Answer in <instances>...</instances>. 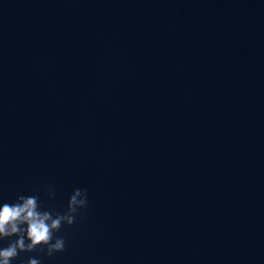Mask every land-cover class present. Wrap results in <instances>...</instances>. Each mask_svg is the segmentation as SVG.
<instances>
[{"label":"water","instance_id":"95a60500","mask_svg":"<svg viewBox=\"0 0 264 264\" xmlns=\"http://www.w3.org/2000/svg\"><path fill=\"white\" fill-rule=\"evenodd\" d=\"M77 188L11 264H264V0H0V205Z\"/></svg>","mask_w":264,"mask_h":264},{"label":"clouds","instance_id":"9594fccd","mask_svg":"<svg viewBox=\"0 0 264 264\" xmlns=\"http://www.w3.org/2000/svg\"><path fill=\"white\" fill-rule=\"evenodd\" d=\"M49 196H54L51 189ZM86 207L87 192L79 188L70 196L63 213L42 209L37 195H20L14 203H3L0 205V241L7 239L9 243L0 247V264H11L21 253H32L37 249L48 257L63 252L65 239L56 233L63 226H72L79 212ZM27 264H40V261L30 257Z\"/></svg>","mask_w":264,"mask_h":264}]
</instances>
